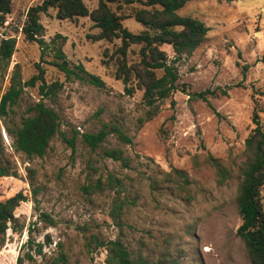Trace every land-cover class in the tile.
I'll return each instance as SVG.
<instances>
[{
	"label": "rangeland",
	"instance_id": "obj_1",
	"mask_svg": "<svg viewBox=\"0 0 264 264\" xmlns=\"http://www.w3.org/2000/svg\"><path fill=\"white\" fill-rule=\"evenodd\" d=\"M42 1L13 0L10 15L21 24L27 8ZM84 1L89 9L97 3ZM178 13L200 19L209 30L191 54L172 63L177 89L159 101L156 114L141 124L139 119L147 111L142 91L127 93L122 80L113 76V60L102 63L104 51L111 53L119 40L89 37L97 32L89 17L60 20L54 9L41 13L42 38L48 45L43 50L37 42L24 40L19 29L15 32L0 25V33L16 38L8 67L0 64V98L17 64L22 86L11 107L13 114L27 113L42 98L54 107L60 121V133L52 138L46 153L31 159L13 151L0 122L5 154L16 171L0 178V201L19 191L26 196L14 209V220L6 223L0 264H35L55 255L58 242L68 252V264H104L105 251L87 252L83 243L90 233L116 235L117 227L109 216L113 191L88 196L81 187L107 174L122 178L124 193L136 197L128 211L126 240L142 254L169 264H251L236 233L241 219L235 196L255 105L264 126V0H188ZM122 24L134 33L143 29L132 17L124 18ZM56 34L65 37L62 50L70 65L82 64L104 86L66 76L50 64L60 42V38L52 41ZM138 47H130L129 61L138 59ZM168 58L169 62L174 58L170 49ZM37 64L46 84L55 80L61 84L53 100L40 94V80L34 85L25 83L39 72ZM197 92H203V97H194ZM110 123L121 128L131 143H121L111 132L104 144L121 147L132 169L83 141L84 133ZM209 158L229 170L224 182H219ZM174 169L187 175V189L162 183L151 193L146 176L161 178ZM261 198L264 206V188ZM39 244L41 255L37 254Z\"/></svg>",
	"mask_w": 264,
	"mask_h": 264
},
{
	"label": "trees",
	"instance_id": "obj_2",
	"mask_svg": "<svg viewBox=\"0 0 264 264\" xmlns=\"http://www.w3.org/2000/svg\"><path fill=\"white\" fill-rule=\"evenodd\" d=\"M187 1L97 0L96 6L89 9L84 0H43L40 4L27 8L24 21L21 22L20 33L24 40L37 42L43 50L48 45L42 38L44 26L40 22L41 13L54 9L55 17L60 20L89 17L92 26L97 28V32L89 37L95 41L119 40L111 53H108L107 49L104 51L106 58L102 59V63L108 65L113 60L115 64L113 76L122 80L127 93H132L135 89L142 91L147 111L146 117L139 119L141 124L156 114L159 101L168 98L177 89L178 75L172 63L183 55L191 54L202 43L209 30L200 19L178 13ZM13 3V0H0V25L7 14H12ZM113 4L116 5V9L112 7ZM121 9L123 12L120 13ZM123 9L128 10L125 12ZM127 17H132L143 29L137 33L130 31L122 24V20ZM10 28L15 32L18 30L15 26ZM56 38H60V42H57L54 48L50 64L66 76L72 74L82 82L98 87L104 86L103 80L87 71L82 64L71 66L62 50L65 37L56 34L52 41L55 42ZM15 45L14 36L0 39V64H4L5 68L10 63ZM132 45L139 46L138 59L129 61L128 53ZM169 49L174 53V58L170 62ZM37 67L39 72L25 83L34 85L36 80H40V94L53 100L61 84L57 80L46 84L42 76L43 69L38 64ZM159 70L162 71L161 75L157 74ZM21 86L18 65L14 64L9 86L0 98V122L6 135L11 139L10 147L14 152L24 154L27 159L42 157L52 138L60 133L59 115L54 107L47 105L41 98L27 108V113L16 117L11 107L19 97ZM203 95V92H197L193 96L202 98ZM256 107L255 105L252 112L253 126L244 140L245 157L238 168L239 181L235 203L241 222L236 233L246 247L251 264H264V206L261 198V190L264 188V126ZM111 132L116 134L121 143H131V138L115 123L104 124L98 131L84 133L82 137L90 148L98 147L103 156L118 161L122 167L132 169L131 160L121 147L104 144L106 136ZM209 160L215 168L219 182H224L229 177V170L218 160L213 158ZM15 174L16 171L5 154L0 128V178ZM146 179L151 193L162 183H171L183 191L187 189L189 182L187 175L178 169L164 173L161 178L148 174ZM81 188L88 196L106 190L113 191L109 216L117 227V233L113 238L90 233L83 243L87 252L103 249L104 264H169L166 259L160 257L153 259L128 244L126 240V228L130 227L128 211L130 206L135 204L136 197L128 198L124 193L126 188L122 178L107 174L104 178L99 176L90 180ZM25 199L26 196L19 191L0 201V241L4 237L6 223L14 220V209ZM43 215L47 217L46 214ZM47 222L53 223L51 219ZM41 248L42 244H39L37 249L39 255L42 254ZM55 250V255L42 258L35 264H68V252L60 242L55 246ZM17 262H21V257L17 258Z\"/></svg>",
	"mask_w": 264,
	"mask_h": 264
},
{
	"label": "built area",
	"instance_id": "obj_3",
	"mask_svg": "<svg viewBox=\"0 0 264 264\" xmlns=\"http://www.w3.org/2000/svg\"><path fill=\"white\" fill-rule=\"evenodd\" d=\"M25 18V17H24ZM24 18L22 19L24 21ZM15 19V18H14ZM22 21V22H23ZM1 26L3 27H12V26H15L17 27L19 30H21V24H18V22H16V20H13V17L12 15L10 14H7L1 24ZM0 35L2 37H6L5 35H3L2 33H0Z\"/></svg>",
	"mask_w": 264,
	"mask_h": 264
}]
</instances>
